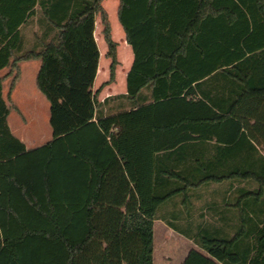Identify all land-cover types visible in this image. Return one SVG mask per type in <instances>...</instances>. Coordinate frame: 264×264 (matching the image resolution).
<instances>
[{"label":"trees","instance_id":"16d2710c","mask_svg":"<svg viewBox=\"0 0 264 264\" xmlns=\"http://www.w3.org/2000/svg\"><path fill=\"white\" fill-rule=\"evenodd\" d=\"M103 2L0 0V71L15 73L12 90L19 64L41 61L54 139L26 152L0 76V264H154L157 220L203 251L183 264H264V0H119L134 62L108 115L93 92L97 15L110 81L118 64ZM57 142L81 167L80 187L69 164L51 176ZM213 186L227 189L214 191L222 204L206 201L209 223L194 208Z\"/></svg>","mask_w":264,"mask_h":264},{"label":"rangeland","instance_id":"374dc122","mask_svg":"<svg viewBox=\"0 0 264 264\" xmlns=\"http://www.w3.org/2000/svg\"><path fill=\"white\" fill-rule=\"evenodd\" d=\"M118 7L119 0H104L103 8L108 14L109 22L111 24L112 39L117 44V67L114 81H110L111 78V59L108 57V45L104 39V26L102 24L101 17L98 19V39H99V50L101 55L99 61V69L101 70L100 75L96 78V82L93 88V92H98V100L102 101L108 97L117 98L120 95L127 93V74L131 69L134 62V52L131 46L127 45L126 35L123 27L118 18ZM36 31L35 25L29 26L26 29L28 43L27 46L30 48L34 41V34ZM31 49V48H30ZM29 50V49H28ZM22 80L20 88L24 91L30 92L34 88H37L36 77L37 70L32 64H23L21 67ZM8 82L5 83V89L9 88ZM45 102L49 104V101L44 95H41ZM118 102V101H117ZM114 101L110 103V106L117 104ZM29 103V102H27ZM27 105V104H26ZM24 109V114L28 118H33L36 121V113L33 107L29 105ZM40 127H36L35 132H42L47 136V139H52V129L49 124L48 113H44L40 109ZM10 125H13L12 116L9 117ZM33 132V131H32ZM227 189L224 186H213L210 189L201 191L203 197L201 200H195V213L198 215L203 212L206 213V201L217 200L218 203L222 204V195L215 194L214 191H222ZM207 193V194H206ZM208 215V214H207ZM206 221L213 223L212 216L209 214L206 217ZM161 222H157L154 227V237L156 245L155 264H183L188 253L196 249L201 251L195 244L191 243L189 239L175 232L174 230L165 229L162 230L164 225ZM203 252V251H201Z\"/></svg>","mask_w":264,"mask_h":264},{"label":"crops","instance_id":"0c3cea01","mask_svg":"<svg viewBox=\"0 0 264 264\" xmlns=\"http://www.w3.org/2000/svg\"><path fill=\"white\" fill-rule=\"evenodd\" d=\"M98 19H99V16L97 15L95 17L94 38H95L96 44H97L98 49H99V39H98V35H97V33H98ZM22 37L24 40L25 47L29 48L27 46L28 37H27L26 30L22 32ZM127 45H129V44L127 43ZM99 52H100V50H99ZM101 55L102 54L100 53V58H101ZM99 61H100V59H99ZM26 63L34 65V67H36L37 75H38V72H39L40 67H41V61L35 60V61H29V62H21L19 64L20 78L12 90L10 89V86H11L12 79L15 76V73H11L10 66L1 70L0 76L2 78H4L3 83H2V87H3L2 88V95H3V98L6 101V104L10 110V113H9V116L7 119L8 126H9L12 134L24 144V146L26 148V152H33V151H36L38 149L43 148L44 146H46L50 143H53L54 139H53V132H52V139H47V136H45V134H43L42 132H38V131L35 132V130H34L36 127H40V125H41L40 117H39L40 116V109H42L44 111V113L45 112L48 113L49 124H50V103L47 104L45 102L44 98H42V96H41L43 94L40 92L38 87L34 88L30 92L24 91L20 88V83L22 80L21 67L23 64H26ZM99 71H101V70L99 69V66H98V72H97L96 78L100 75ZM127 76H128V74H127ZM36 79H37V77H36ZM6 82H8V84H10L9 88L7 90L4 87ZM95 82H96V80H95ZM94 85H95V83H94ZM110 98H112V97H108L107 99H110ZM107 99L102 100V101L98 100V102H99L98 107H99V110L103 113V115L109 114L108 109L110 106L105 104V101ZM27 102H29V103H27ZM26 104L29 105L30 107H33L34 111L37 112L35 114L36 115V121L33 120V118L31 119V118H28L25 116L24 109L25 110L27 109ZM10 116H12L13 125H10V123H9V117ZM65 147L66 146H64L62 142L55 143L57 160L55 161V163H53L50 166L51 176H65L64 170L68 166H70L71 171H69L68 175L74 176L75 180L78 179L79 187H80L81 186L80 183H81L82 169L80 166H78V168H77V166L75 164H74V166H71L70 162L68 163V161H66L65 157L63 158V156L65 155ZM68 153H69V150L66 152V156ZM67 164H69V165L66 167ZM77 175H78V178H76ZM64 186H65V184L62 181L61 187H59L57 192L59 194L61 193V195H60L61 206L59 208V212L67 216L71 211L72 205H71L70 201H67V199H66V188ZM74 187L76 188V183L74 184ZM74 196H75L74 198L76 199L77 198L76 190H75ZM203 221L206 222V216L203 219ZM157 222H161L162 223L161 225H164L163 226L164 228L162 229V230H164V232H165V229L172 230L162 220L155 221L154 227H155ZM63 223H64L63 225L66 228L71 230L72 236L79 238V236L81 234L80 233L81 224H79L77 222H71V221L63 222ZM189 241L191 243H193L191 240H189ZM154 243H155V237H154ZM154 247H155V251H154V264H155V255H156V245L155 244H154Z\"/></svg>","mask_w":264,"mask_h":264}]
</instances>
